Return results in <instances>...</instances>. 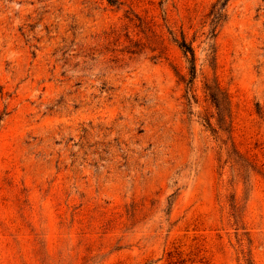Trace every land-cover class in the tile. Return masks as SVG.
<instances>
[{"label": "rangeland", "instance_id": "obj_1", "mask_svg": "<svg viewBox=\"0 0 264 264\" xmlns=\"http://www.w3.org/2000/svg\"><path fill=\"white\" fill-rule=\"evenodd\" d=\"M176 261L264 264V0H0V264Z\"/></svg>", "mask_w": 264, "mask_h": 264}, {"label": "trees", "instance_id": "obj_2", "mask_svg": "<svg viewBox=\"0 0 264 264\" xmlns=\"http://www.w3.org/2000/svg\"><path fill=\"white\" fill-rule=\"evenodd\" d=\"M178 48L182 51V53L185 56H188V63H189V69H188V74L190 78L192 79L195 75V58H194V52L190 44H188L183 38H181V41L177 43ZM209 90V89H208ZM209 97L216 107V109H219V99L217 98V95L213 92H209ZM173 264H183V261H176Z\"/></svg>", "mask_w": 264, "mask_h": 264}]
</instances>
